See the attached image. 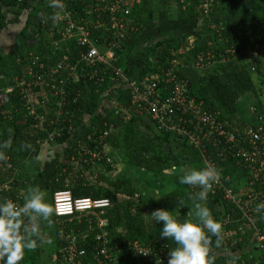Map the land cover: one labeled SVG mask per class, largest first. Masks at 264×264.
I'll list each match as a JSON object with an SVG mask.
<instances>
[{
    "label": "trees",
    "instance_id": "16d2710c",
    "mask_svg": "<svg viewBox=\"0 0 264 264\" xmlns=\"http://www.w3.org/2000/svg\"><path fill=\"white\" fill-rule=\"evenodd\" d=\"M251 1H257L258 6L264 9V0H214L208 12H204L202 8L203 0H130V14L122 17L126 31L120 41V48L116 51L113 65L121 68L128 76L131 67L127 66V60L136 54L147 51L149 53L142 54L146 63L140 68V74L155 71L157 67L166 68L174 58L183 65L179 75L187 80L190 97L202 102L203 108L212 113L220 123L233 125V128L227 126V130L238 132L246 125L264 126V28L249 29L234 21L240 12L249 9ZM82 6L85 4H78L76 7L79 13ZM41 13L44 14V19L41 18ZM23 14L25 22L20 34L25 40L36 41V44L31 48L16 50L12 54L0 52V87L9 85V79L22 70L24 64L17 62L18 56L32 53L39 56L44 63L53 64L61 55L60 53L51 57L52 60L47 59V56L52 55L50 43L53 38L47 33L51 20L48 17L52 16V11L46 0H0V31L17 25ZM181 18L201 21V29L190 36H165L150 42L151 36L145 31L149 24ZM190 38L194 40L191 45L188 43ZM146 41L150 42V48H141ZM69 50L71 54L76 53L77 45L71 43ZM200 55L204 66L197 68L195 63ZM104 77L101 87L86 80L65 83L67 114L64 121L54 122L50 126L43 124L44 130L39 129L41 123L25 112L14 114V110L23 104L18 90H14L5 106L13 115L8 119L0 117V137L4 143L9 144L8 148L0 149V154L2 157L9 156L16 167L28 164L32 177L24 178L28 182L27 188L39 186L43 192L50 190L51 195L59 190H69L73 197L109 200L110 206L100 216L107 219L104 231L112 255L102 264H167L168 252L175 244L171 239L159 237L162 223L157 224L150 213L155 209L165 208L180 220L193 219L191 198L199 188L180 184L179 177L186 167L195 164L197 165L193 167H203L202 159L192 144L169 133L158 134L151 119L144 117L145 114H132L129 120L123 121L121 114L108 108L109 111L97 110L98 115H91V102H105L108 97L111 98L110 94L115 87L124 86L123 81L116 82L110 68L106 69ZM59 79L60 76L54 75L48 82L53 86L58 84ZM122 89L124 90L121 92L128 97V91ZM169 93L168 87L161 96L165 98ZM251 107L255 110L251 111ZM50 115L51 113L48 114ZM258 116H262V119H258ZM83 120H87L88 124L84 125ZM35 123L38 124L37 127H34ZM75 124L79 125H76L75 131L78 127L79 130L82 129L77 139L68 141L62 152H55L50 159L38 166L34 155L40 142L48 141V135L52 132L63 131V135L73 131L72 126ZM110 126L113 129L102 141L92 143L86 139L88 134L98 137L108 131ZM80 142L86 143L90 149L97 147L98 150L101 144L108 145L111 152H106V156L118 150L123 151L126 164L124 171L119 174H106L112 172L113 168L103 158L100 163L105 166V170L99 172L94 179L88 178L85 171H91L95 164L83 161L78 162V171L73 175L72 165L78 158L77 146ZM204 145L208 148L207 153L216 161L219 176L228 177L226 184L232 186L235 194L240 189L236 184L238 181H242L241 188L245 190L248 187L246 171L231 152L227 151L225 157L220 156L217 155L219 147H211L206 142ZM128 167L133 169L134 173L130 174L132 176L125 175ZM2 179L4 178L0 176V180ZM141 181H145L149 190L139 186ZM15 186L26 188L23 183H17V180ZM155 193L160 197L158 200L151 197ZM207 206L213 217L222 224V230L232 229L235 232L234 237L240 238L232 245L224 246L222 242L219 247L212 245L211 253L215 264H233V261L235 264H264V248L255 245V240L252 239L254 231L243 226L237 206L225 200L219 189L209 192ZM78 216L58 219L53 216L50 227L47 222H41V234L45 239L51 235L55 238V254L59 261L61 257L59 258L57 252L59 248L67 245L61 234L72 229L77 248L84 252L77 260L80 264H97L94 260L98 245L95 235L100 230L85 217L80 216L77 222ZM225 217H228V221L223 224ZM256 221L257 226L262 229L264 219L256 216ZM240 226L245 230L237 233ZM44 229H49L51 233H45ZM127 242H138L153 250L163 248L166 251L165 259L157 263L158 257L125 253ZM40 247L41 245L34 251L26 252L21 264H46L40 258ZM56 258L53 264H57ZM58 264L64 263L59 261Z\"/></svg>",
    "mask_w": 264,
    "mask_h": 264
},
{
    "label": "built area",
    "instance_id": "2783aa9c",
    "mask_svg": "<svg viewBox=\"0 0 264 264\" xmlns=\"http://www.w3.org/2000/svg\"><path fill=\"white\" fill-rule=\"evenodd\" d=\"M85 1L68 0L66 2L63 0L64 7L58 10L48 6L52 15L58 16V19H51L50 26L47 28L49 37L53 38L50 43L52 55L47 56V59L52 60L51 57L61 53L59 60L48 64L32 53L22 57L18 56L17 62L24 66L20 73L13 77L9 85L0 88V117L8 119L13 115L11 110L5 109V106L9 103L10 95L17 89L23 104L14 110V114L20 115L25 112L32 116L34 120L41 123L39 129H42L45 124L50 126L54 122H63L67 114L65 110L67 95L64 84L86 80L94 86L101 87L105 71L110 68L115 79L123 81L128 91L129 106L123 107L116 104L113 108L115 113L121 114L123 121L131 118L133 112L130 108H134L141 115L145 114L144 116L151 119L158 134L169 133L177 139L192 144L198 150L203 167L216 168V161L207 153L208 148L204 142L210 143L211 147H219L217 155L225 157L227 151H230L238 164L244 167L248 186L245 190L239 189V192L235 194L232 186L226 184L228 177L219 176V180L212 185L210 191L221 190L224 199L237 206L243 219V226L254 231L252 239L255 240V245L264 248V227L259 228L256 221V216L264 219V210L257 211V205L264 204V126L261 124L246 125L238 132L227 130V126L233 128V125L226 126L220 123L212 113L203 108L202 102L190 97L188 82L179 75V70L183 65L174 58L166 68L157 67L155 71L141 73L136 78L127 77L122 69L113 63L126 31L122 17L130 14V0ZM203 1L202 8L204 12H208L214 0ZM46 4L49 5V0H46ZM78 4H85L80 8L81 13L76 8ZM55 36L58 38H54ZM193 41V38H190L189 45L193 44ZM71 43L77 45V52L74 54H71L69 50ZM202 62L203 58L200 55L195 66L202 68L204 66ZM54 75L60 76V79L58 84L52 86L48 80ZM168 87L170 93L164 98L161 96L162 92ZM38 92L40 95H36ZM42 98L47 100H42ZM51 103L52 107L49 106ZM41 104L50 108V116L37 112ZM250 110L255 109L251 107ZM258 119L261 120L262 116H258ZM37 125L35 123L34 127ZM76 125L72 126L73 132L76 130ZM112 129L113 127L110 126L108 131L96 138L88 134L86 139L92 143L100 142ZM62 132L50 133L48 141H52L58 135H60L58 138L62 137ZM106 147L108 145L101 144L98 150L97 147L90 149L80 145L77 149L79 159L76 158V160L94 165L95 160L100 161L104 158L105 163L111 164L112 158L106 156L104 150ZM3 167L13 168L16 176L18 169L8 161L7 156L0 158V169ZM3 199H11L19 204L23 201L22 195L13 191L7 181H0V200ZM52 204L63 209L59 215H54L57 219L79 215L77 220L80 216L85 217L91 225H95L100 230L95 235L98 245L94 260L97 264H102L103 261L111 258L112 251L108 246L104 231L107 219L100 216L110 206L107 198L73 197L69 190H59L53 193ZM227 221L228 217H225L222 223ZM244 230L245 228L240 226L237 228V233L244 232ZM234 233L232 229L222 230L221 242L224 246L232 245L240 240L238 236L234 237ZM75 239L72 236L64 239L67 245L58 250L64 264H80L77 258L81 257L84 252L77 248ZM124 251L141 257H158L157 263H161L166 256L163 248L153 250L138 242H127Z\"/></svg>",
    "mask_w": 264,
    "mask_h": 264
},
{
    "label": "clouds",
    "instance_id": "9594fccd",
    "mask_svg": "<svg viewBox=\"0 0 264 264\" xmlns=\"http://www.w3.org/2000/svg\"><path fill=\"white\" fill-rule=\"evenodd\" d=\"M48 6L58 10L64 4L62 0H49ZM41 18H45L43 13ZM48 18L57 20L58 16ZM8 147V143H0V149ZM182 171L179 183L199 188L191 198L193 219L180 220L165 208H158L150 213L157 224L162 223L159 237L171 239L175 244V247H170L167 264H215L211 247L213 244L220 246L222 224L213 217L207 206V199L212 185L219 180V172L210 166H189ZM151 197L157 200L160 198ZM262 210L264 204H258L257 211ZM62 211L63 209L47 201L39 186L26 189L22 204L11 199L0 200V264H21L26 252L34 251L44 243H51L41 234V222H47L50 227L51 217Z\"/></svg>",
    "mask_w": 264,
    "mask_h": 264
},
{
    "label": "crops",
    "instance_id": "0c3cea01",
    "mask_svg": "<svg viewBox=\"0 0 264 264\" xmlns=\"http://www.w3.org/2000/svg\"><path fill=\"white\" fill-rule=\"evenodd\" d=\"M65 1L67 2L68 0H65ZM248 8H249L248 10L240 12L235 17L234 21H236L238 25H241V26H243L245 28H249V29L264 28V9L260 8L258 6L257 1H251L249 3ZM24 22H25V20L22 22L21 28L23 27ZM200 29H201V21L196 22L194 18H181V19H174V20H168V21L166 20V21H160V22H155L153 24H149L148 28H146L145 31H147V33L151 36L152 40L150 42L152 43V42L157 41L158 39L164 38L165 36L166 37L167 36L172 37V36H180L182 34L190 36L195 31L200 30ZM20 30L21 29H19V31H18L16 29L14 31L12 28H7V29H4L0 33L1 35H3L0 38V52L1 53L12 54L16 50H23V48H25V47L31 48L36 44V41L25 40L21 36ZM13 31H14V33H16L15 36H13V34H12ZM17 32H18V34H17ZM145 40L146 39H144V41ZM28 41L32 42L30 47L27 44ZM150 42L146 41L145 44H142L141 48H145L146 46H147V48H150ZM147 53H148V51L140 53L141 56L138 54L140 56L139 58H136L135 57L136 55L130 57V59L128 58L127 66L131 67V70H128L129 75L128 76L126 75L127 77L136 78L140 75V72L142 71V70H140V68L143 67L146 63L142 57L143 56L142 54H147ZM24 54H26V53H24ZM133 75H135L136 77ZM116 82H119V80L116 79ZM121 87L122 86H119L118 88L115 87L110 94L111 98L108 97V99L105 100V102L104 101H102L101 103H98L97 101L91 102V104H90L91 108H92V109H90L92 112L91 115L93 114L94 111L96 112L97 110L101 111V112H104V110L109 111V109L112 110L116 104L123 106V107L129 106L128 97L125 96L126 94H123L121 92L122 90H124L122 88H125V85L122 88ZM125 90H126V88H125ZM36 95H40V93L38 92ZM38 99L40 100V96H38ZM39 100H38V102H39ZM106 109H108V110H106ZM130 109L133 112V114H138V115L142 116L140 114V112H138L136 109H134V108H130ZM37 112L48 115L51 113V110L49 107L43 106L41 104L38 106ZM82 123H85L84 125H87L88 121L83 120ZM152 126H153V128H155L154 125H152ZM0 143H4V140L1 137H0ZM120 157L124 160V157L122 154L120 155ZM7 158H8V161L10 163H12V165L15 164L11 161L9 156H7ZM125 165L126 164L123 162V166H125ZM0 176L4 178L0 181L9 182V185L12 187V190L18 192V188L15 186V181H16L15 177L16 176L14 174L13 168L6 169V167H3V169H0Z\"/></svg>",
    "mask_w": 264,
    "mask_h": 264
},
{
    "label": "rangeland",
    "instance_id": "374dc122",
    "mask_svg": "<svg viewBox=\"0 0 264 264\" xmlns=\"http://www.w3.org/2000/svg\"><path fill=\"white\" fill-rule=\"evenodd\" d=\"M20 19L21 20H20V22L17 25L9 26V28H12L14 31L16 29L19 31V29H21L22 22L25 20V14H23L20 17ZM2 31L3 30H1L0 33ZM14 31L12 33L13 36H15V34H16V33H14ZM17 34H18V32H17ZM2 36L3 35L0 34V38ZM135 57L139 58L140 56H138L136 54ZM14 76H12L9 80L11 81ZM6 81L7 80H5V82ZM42 100H47V99L42 98ZM262 101L264 102V99H262ZM49 106L52 107V103ZM92 115L95 116V115H98V113H96L94 111V113ZM77 126H79V125H77ZM79 129H80V127H79ZM79 129L77 131H74V132L73 131L65 132V134L62 137L53 138L52 141H45V140L41 141L40 145L37 148L36 153L34 155V161L38 164V166H41L44 161L50 159L54 155L55 152H59V151L62 152V150L66 147L68 141H72L71 139H75V138H77L80 135V132L82 131V129L81 130H79ZM42 130H44V127L42 128ZM80 145L88 147V145L86 143H82V142H80L77 147L79 148ZM104 150H105V152H111L109 147L104 148ZM121 154L122 155L124 154L123 151H121V150H118V151L110 153V157L112 156L111 157L112 158L111 159L112 160L111 161V165H112L113 170L110 173L106 172V174H108V175L119 174L120 171L121 172L124 171V168H125V166H123L124 160L120 157ZM73 163L74 164L72 165V171H73V175H74L78 171L79 163H78L77 160H76V162L73 161ZM94 164H95L94 168H91V171H87V170L85 171V174L88 176V178H93L94 179L99 174V172H102L103 170H105L104 169L105 166L103 164H101L99 160H95ZM193 164H195V163H193ZM27 165L28 164L22 165V166H18L17 167L18 172H17L16 177H15L16 180H17V183L18 182L21 183V184L23 183L26 186V188L25 187L24 188L23 187H17L18 188V192L22 196H24V194H26V189H27V185H28V182L24 178H26L27 176L28 177L29 176L32 177V173L30 172L29 166H27ZM196 165L197 164L191 165V166H196ZM125 171H126L125 175H130V174L134 173L132 167H128ZM130 176H132V175H130ZM138 176H139V174L136 175V177H138ZM236 184H237L238 187H240V189H243V187L241 188L242 181L241 182L238 181V182H236ZM139 186L141 188L145 189V190H149V188L147 187V184H145V181H141ZM154 191H153V193H154ZM44 193H45L47 201L49 203H52L51 199L53 201V193L54 192L52 193V195L50 194V190H46ZM157 195L158 194H156V193L154 194V196H157ZM144 214H146V213L144 212ZM77 222H78V220H77ZM43 231L45 233H48V232L51 233V231H49V229H44ZM61 235L64 237V239L69 238V236L75 237L73 235L72 229L68 230V232H66V233L63 232ZM46 240H50L51 243H44V244L41 245L40 252H39L40 253V258H41L42 261L44 260L46 262V264H53V262L55 261V258H56V254H55V249H56L55 238L51 235V236H48ZM59 258H60V255H59ZM56 260H57V264L59 263V261L62 262L61 259L58 261V259L56 258Z\"/></svg>",
    "mask_w": 264,
    "mask_h": 264
},
{
    "label": "water",
    "instance_id": "95a60500",
    "mask_svg": "<svg viewBox=\"0 0 264 264\" xmlns=\"http://www.w3.org/2000/svg\"><path fill=\"white\" fill-rule=\"evenodd\" d=\"M31 43H32V42H29V41L27 42V44H28L29 47L31 46Z\"/></svg>",
    "mask_w": 264,
    "mask_h": 264
}]
</instances>
